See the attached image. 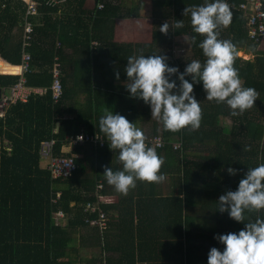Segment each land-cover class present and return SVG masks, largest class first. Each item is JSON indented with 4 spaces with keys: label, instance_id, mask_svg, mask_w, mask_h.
I'll return each instance as SVG.
<instances>
[{
    "label": "trees",
    "instance_id": "obj_1",
    "mask_svg": "<svg viewBox=\"0 0 264 264\" xmlns=\"http://www.w3.org/2000/svg\"><path fill=\"white\" fill-rule=\"evenodd\" d=\"M33 1L39 4V14L28 17L33 32L26 51L31 56L32 71L25 79L28 87L45 92L32 93L26 102L9 106L0 118V264H207L212 247L221 252L224 249L215 236L238 233L245 223L264 219V210L246 211L245 223L218 210L219 197L237 190L248 168L264 163V44L247 37V15L239 9L243 0H227L232 22L218 31L219 39L230 40L236 47L234 67L242 85L256 89L254 106L233 116L226 104L206 99L202 81L194 83L193 94L202 109L200 127L172 132L158 122L159 127L154 124L150 132L151 136L160 134L166 142L163 148L155 149L157 154H174L178 161V166L160 170L175 176H171L170 195L141 198L142 189L136 188L139 202L115 223L109 217L115 206L103 172L120 162L118 150L88 143L71 146L69 142L81 133L105 137L99 119L104 114L106 105L101 100L106 92L91 76H97L99 64L121 65L129 56L140 55L141 50L145 56H166V63L180 73L192 60L204 63L206 57L198 46L204 37L193 31L190 13L184 16V9L203 5L206 0H148L151 41L136 44L112 40L115 20L130 16L122 0H94L90 9L85 8L86 0H65L51 8L44 6V0ZM98 5L103 8L98 9ZM26 8L23 0H0V58L13 66L21 63ZM177 20H183L182 28L174 26ZM165 22L170 25L167 34L159 31ZM180 36L187 38L190 55L183 60L168 59L167 50ZM193 36L196 43H192ZM69 47L75 55H65L64 49ZM238 51L251 54L252 59H241ZM55 56L61 63L62 92L57 99L50 91ZM19 72V67L0 60V88L16 84L19 77L9 74ZM70 76L73 86L68 83ZM171 79L179 86L176 75ZM185 79L193 82L191 76ZM83 80L87 83L82 84ZM76 87L84 89L82 105L74 99ZM115 94H108L114 101L113 113L137 126L139 105L144 101L130 94ZM188 131L199 135L217 132L231 139L189 140L182 135H191ZM52 140L53 156L74 158L76 168L68 177L53 179L41 165V144ZM171 143L180 146L174 151ZM249 146L251 150L245 151ZM229 167L238 170L235 176L228 173ZM58 212L63 216L56 217ZM100 214L104 216L103 228L92 223Z\"/></svg>",
    "mask_w": 264,
    "mask_h": 264
},
{
    "label": "clouds",
    "instance_id": "obj_2",
    "mask_svg": "<svg viewBox=\"0 0 264 264\" xmlns=\"http://www.w3.org/2000/svg\"><path fill=\"white\" fill-rule=\"evenodd\" d=\"M190 13L193 31L204 37L198 45L206 57L204 63L192 60L183 73L177 67H170L167 57L160 54L149 56L132 55L127 58L124 69L130 95L139 98L151 107L152 118L161 122L166 130L178 132L190 127L197 130L202 120L200 102L196 100L194 83L203 82L206 99L218 104H226L233 116L242 115L254 106L258 98L255 88L244 87L238 70L234 67L236 47L230 40L219 39L221 27L227 28L233 18L227 0H212L200 6L186 7L184 16ZM176 28L184 26L177 20ZM170 25L165 22L159 31L167 34ZM196 43V36L192 37ZM176 75L179 80L171 77ZM119 72L116 79L119 80ZM186 76L192 77L190 83ZM99 129L105 134L110 149L118 150L123 170L105 167L103 175L107 183L121 194L127 195L136 187V182L161 183L166 177L160 173L164 158L146 143L143 131L126 117L113 113L107 107L99 119ZM82 138V137H81ZM250 151V146L244 149ZM230 175L237 169L229 167ZM221 213L228 212L237 222L245 221V212L264 210V163L248 168L240 179L235 191H227L219 197ZM245 223V222H244ZM224 249L212 247L208 253L207 264H264V219L245 223L238 233L214 237Z\"/></svg>",
    "mask_w": 264,
    "mask_h": 264
},
{
    "label": "crops",
    "instance_id": "obj_3",
    "mask_svg": "<svg viewBox=\"0 0 264 264\" xmlns=\"http://www.w3.org/2000/svg\"><path fill=\"white\" fill-rule=\"evenodd\" d=\"M26 3H28V0H23ZM122 6L124 8H128L130 10V16L127 18H119L115 20L114 24V33L112 40L119 44H136V43H149L151 41V34L152 30L149 25V20H151V6L150 2L148 0H122L121 2ZM94 5V0H86L85 1V8L90 9ZM143 5V9L141 10L139 6ZM138 7V8H137ZM144 15L143 20H139L138 16ZM149 19V20H148ZM143 22V23H142ZM148 25V26H146ZM143 26L144 30L146 28H149L150 31L144 32L143 34H139L137 30H139V27ZM186 38L184 36L176 37L173 39V45L177 42L180 38ZM96 42V41H95ZM95 42L91 43L92 46H95ZM78 45H75V49H77ZM66 56H73L75 55L73 48L69 47V49H64ZM175 57L179 58L177 55ZM186 57V56H185ZM0 60L10 66V67H19L13 66L9 63H7L5 60ZM104 62V61H103ZM127 63H123L121 65H118V63H112L108 64V62H104L102 64H99L96 66L97 76L92 75L93 81L96 82L97 86H100L101 90L103 92H106V95L102 96V104L106 105L104 109L107 107L110 111H112V107H114V101L110 99L111 97L108 94H114L122 95V94H130L129 91L126 88V85L128 83V78L126 75V72L124 71ZM82 71H85V68H80ZM72 71L71 69H68V72ZM119 72V80L116 79V72ZM9 75H16L17 74H9ZM63 76V75H62ZM73 77L70 76L68 83L69 86H73ZM87 83L86 80L82 81V84ZM81 87V85H80ZM80 87H76L74 89V99L76 101V104L82 105L86 100V95L84 93V89H79ZM34 90L40 89V88H32ZM115 94V95H116ZM69 117H74V115H68ZM137 127L140 128L144 135H147V132H151L154 124L159 127V121L155 118H152L151 115V107L149 104H140L138 109V119H137ZM228 121V120H227ZM151 135V134H150ZM164 158V164L162 165L163 168H174L178 166V161L176 160V163H174L173 155L163 153L161 152L160 155ZM176 159V157H175ZM41 165L44 167L45 164L41 161ZM113 170H123V165L121 162L114 163L113 166H111ZM161 174H163L162 171H160ZM166 179L161 183H148L146 181H137L136 187L133 189H130L127 195L121 194L115 190V188L111 185H109L107 182V189L109 191V195L111 199L113 200L111 204L112 207L115 206V209L109 211V217L112 220H115L119 218V220H122L124 217V213L126 211H129L131 209L135 208V205L137 202H139L138 193L136 191V188L141 187L142 189V197L145 198L146 196H149L150 194H154L155 197L161 196L166 197L170 195L169 190L172 187V174H163ZM175 177V176H173ZM140 189V188H138ZM124 211V212H123ZM122 212V213H121ZM126 218H129L127 216ZM137 217L134 214L133 215V222L136 223Z\"/></svg>",
    "mask_w": 264,
    "mask_h": 264
},
{
    "label": "built area",
    "instance_id": "obj_4",
    "mask_svg": "<svg viewBox=\"0 0 264 264\" xmlns=\"http://www.w3.org/2000/svg\"><path fill=\"white\" fill-rule=\"evenodd\" d=\"M65 0H44L43 4L45 7H54L55 5H62ZM39 4L33 0H28L26 8V16L23 22V39H22V55L21 63L19 65L20 72L17 74L19 77L16 84L9 88H1L0 95V118L5 116V112L9 106L16 104L18 102H26L28 97L32 93L43 94L44 89L34 90L26 85L25 74L32 71L30 66L31 56L26 51L30 46V41L32 39L33 26L28 20L30 16H37ZM102 5H98V9H102ZM239 9L247 15L246 28L247 37L250 41L257 43L259 45L264 44V0H243ZM59 47L60 44L57 43ZM52 76V84L50 86V91L52 92L53 99H57L62 92L61 85V63L58 56L54 57L53 65L50 70ZM82 137V138H81ZM146 143L149 147L154 149H161L165 146L166 142L160 134L145 136ZM70 145L77 146L82 143L93 144L98 148H104L109 145L106 136H100L98 134H77L70 138ZM54 141H46L41 144L40 147V157L47 161L46 169L49 171L51 178H61L68 177L75 171V162L73 156L70 157H55L52 154ZM8 146V144H6ZM173 150L176 151L180 144L171 143ZM102 185L98 184V189H101ZM59 197V195H57ZM100 198V197H99ZM101 199V198H100ZM56 217H62L63 214L58 212L55 214ZM93 224H98L100 228L105 226L104 216L99 215V219Z\"/></svg>",
    "mask_w": 264,
    "mask_h": 264
},
{
    "label": "rangeland",
    "instance_id": "obj_5",
    "mask_svg": "<svg viewBox=\"0 0 264 264\" xmlns=\"http://www.w3.org/2000/svg\"><path fill=\"white\" fill-rule=\"evenodd\" d=\"M139 7L141 10L143 9V5H141ZM138 19L143 20L144 15L142 14V15L138 16ZM149 23H151V20H149ZM146 26H148V25H146ZM151 26H152V23L149 25V27H151ZM152 28L153 27H151V30H152ZM137 31L139 34H143L144 32H148L150 30H149V28H146L144 30V27L140 26L139 30H137ZM166 53L169 55L168 59L172 58V57L177 58V57H175V55H177L179 57L178 59H181V60L188 57L190 55V47H189V43H188L187 38L182 37V38L178 39L177 42L175 43V45L172 46L171 49L167 50ZM237 56L240 57L241 59H245V60L246 59H250V60L252 59V55L246 54L244 51H238ZM113 110L114 109L112 107V112H113ZM225 122H226L225 124H230L229 120L228 121L225 120ZM188 132L191 133V135H185L184 132L182 133V135L185 136L186 138H188L189 140H214V139L215 140H217V139L230 140L231 139L230 136L223 135V134H220L217 132H202L203 135H199L198 133H196L194 131H188ZM145 136H150V132H147V135H145ZM173 156H174V154H173ZM173 159H174V163H176L175 157H173ZM41 161L43 162V164H45L44 167H46L47 161L45 159H42V158H41Z\"/></svg>",
    "mask_w": 264,
    "mask_h": 264
},
{
    "label": "water",
    "instance_id": "obj_6",
    "mask_svg": "<svg viewBox=\"0 0 264 264\" xmlns=\"http://www.w3.org/2000/svg\"><path fill=\"white\" fill-rule=\"evenodd\" d=\"M0 95H1V88H0Z\"/></svg>",
    "mask_w": 264,
    "mask_h": 264
}]
</instances>
